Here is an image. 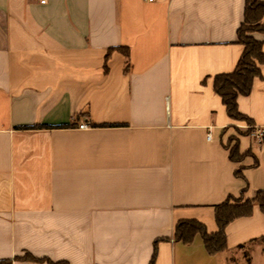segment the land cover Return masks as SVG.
I'll list each match as a JSON object with an SVG mask.
<instances>
[{"label": "crops", "instance_id": "crops-1", "mask_svg": "<svg viewBox=\"0 0 264 264\" xmlns=\"http://www.w3.org/2000/svg\"><path fill=\"white\" fill-rule=\"evenodd\" d=\"M245 6L0 0V260L150 264L158 240L155 264H264L257 204L222 251L174 237L182 220L218 232L217 204L264 190V137L213 86L243 53ZM260 68L238 109L264 129Z\"/></svg>", "mask_w": 264, "mask_h": 264}, {"label": "trees", "instance_id": "trees-1", "mask_svg": "<svg viewBox=\"0 0 264 264\" xmlns=\"http://www.w3.org/2000/svg\"><path fill=\"white\" fill-rule=\"evenodd\" d=\"M256 31H264V1L246 0L244 21L238 29V41L244 46L243 53L235 70L216 75L213 83L214 90L221 96L228 115L250 123H253V120L238 109V97L248 95L252 90L254 79L262 77L260 65L264 64L263 43L253 36ZM251 131L249 129L246 133ZM232 140L236 139L232 138ZM229 148L230 158L234 161H241L244 154L240 153L238 140ZM236 174L243 176L241 169H237ZM255 204L259 205L264 212V190H259L253 197L246 199L229 196L224 202L215 206L218 232L208 233L205 225L197 220H182L176 225L174 237L184 242H190L196 233H200L210 253L222 251L226 249V226L238 217L252 214ZM157 243L158 240L155 242V250L150 264H155ZM0 264H12V260H0Z\"/></svg>", "mask_w": 264, "mask_h": 264}, {"label": "built area", "instance_id": "built-area-1", "mask_svg": "<svg viewBox=\"0 0 264 264\" xmlns=\"http://www.w3.org/2000/svg\"><path fill=\"white\" fill-rule=\"evenodd\" d=\"M45 0H42V2H44ZM144 1H153V0H144ZM88 124L87 123H82L80 124V128H87ZM253 133H255V135L259 138V141L263 140L264 137V129H262L261 127H255V129L253 130ZM211 138V135L208 134V139Z\"/></svg>", "mask_w": 264, "mask_h": 264}, {"label": "rangeland", "instance_id": "rangeland-1", "mask_svg": "<svg viewBox=\"0 0 264 264\" xmlns=\"http://www.w3.org/2000/svg\"><path fill=\"white\" fill-rule=\"evenodd\" d=\"M243 122H246V126H245V130L247 131V130H249V129H251L252 131L255 129V126H254V124L251 122H248V121H244L243 120ZM235 144V141L234 140H231V145L233 146Z\"/></svg>", "mask_w": 264, "mask_h": 264}]
</instances>
